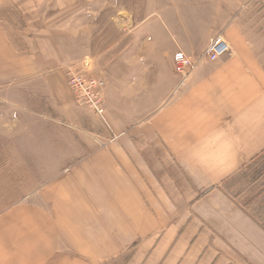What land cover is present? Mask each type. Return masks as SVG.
<instances>
[{"label": "crops", "instance_id": "1", "mask_svg": "<svg viewBox=\"0 0 264 264\" xmlns=\"http://www.w3.org/2000/svg\"><path fill=\"white\" fill-rule=\"evenodd\" d=\"M258 1L100 0L109 13L0 0V99L23 143L34 133L44 180L1 210L0 264H264V190L240 191L264 159V29L247 11ZM99 18L101 117L66 83L70 48ZM219 35L231 53L198 62ZM178 52L198 63L184 83Z\"/></svg>", "mask_w": 264, "mask_h": 264}, {"label": "rangeland", "instance_id": "2", "mask_svg": "<svg viewBox=\"0 0 264 264\" xmlns=\"http://www.w3.org/2000/svg\"><path fill=\"white\" fill-rule=\"evenodd\" d=\"M78 3L79 4H77L75 8H77L79 11L89 10V11L101 12L102 5H104V11L109 12V13L111 11V8L107 4H102L100 0H93V1L78 0ZM47 11L53 13V12H56L57 10L56 8L52 9L50 7V8H47ZM61 11L68 13L69 9L68 7H63ZM247 11H252L254 13V21H253L254 27L258 29H264V0H259L258 2L253 3L252 5L249 6V8H247ZM10 14H11L10 19H9L10 23L8 22L7 26L11 27L9 28V32L12 35L11 37L15 39L16 38L15 32L17 31V28L19 25V22L15 17L16 16L19 17V13L17 12V10L13 9L12 13ZM20 18L21 17H19V21H20ZM64 18L65 17L63 16V17L58 18L56 21L55 20L47 21L46 29L47 30L53 29V28H50L51 24L48 22H51L53 24L55 22H58L63 27L68 25L70 21L68 20V18L67 19H64ZM23 22L25 24V20H23ZM90 22L97 25L95 26L97 27L96 30L95 31L93 30L94 32L91 30H88L82 35V39L86 38V41L85 43L81 44V46H78L77 48L75 47L76 52L75 51L72 52V48H70V53L73 54L74 56L75 55L78 56V59H77L78 64L73 66L76 68L74 70H71L69 68V73H68L69 75L66 77V81H67L66 83L69 89L71 101L77 106L79 105L76 104L73 93L69 86V79L73 75L72 72L75 71L74 73H78V72L82 73V69H84L82 68L84 61H88L90 62V67L89 69H87V76L102 79L103 81H105L104 76L102 74L103 66H101V63L109 60V52H106V49H105V46H107V44H103L102 41H99L102 39V29H103L102 22L103 21L101 18H99V19L90 20ZM105 23L107 25V21H105ZM64 37L69 39L68 35H63L62 39H64ZM90 39L94 41L89 43ZM69 43H70L69 40L65 42V44H68V45ZM198 62H200V60ZM78 65H79V69L77 68ZM197 65L198 63L196 64V67ZM180 76L182 77L181 83H184L185 80L190 75L186 79H184L182 75ZM102 103L104 107V103H105L104 96L102 98L101 104ZM7 107H12V106L10 104L7 105L6 99H0V212L1 210L11 205L28 198L29 197L28 195L35 192V190L40 186V184L44 182V180L42 179L43 168H40L41 166L36 163L29 162L30 156H32L31 153L34 151V148L26 147V145L32 141V135L34 133L27 132L26 140L23 143L22 127L18 125V124H21V122H20V119L19 121L16 120V118H18V115L16 114L18 113H16V110H14L15 115H12L13 112L7 109ZM82 108L86 110L88 109L87 111L90 110L89 112H91L94 115L95 114L98 115L92 109H89L86 107H82ZM13 118H15L14 121H13ZM253 171H254L255 178L252 179L253 180L252 182L248 179L243 180L244 190L240 189L241 192H244L242 194L243 197L241 198L243 201L245 200L247 201L250 198V195L255 194L254 193L255 191H257V195H258L259 193H261V191L264 190L263 179L262 181L261 180L258 181V179H260V174L263 175L264 173V159L262 162H260L259 164H257V166L254 167ZM260 195L261 194H259L258 196ZM255 196L256 195H254V197ZM260 201L261 203L262 201L264 203V196L260 198Z\"/></svg>", "mask_w": 264, "mask_h": 264}, {"label": "built area", "instance_id": "3", "mask_svg": "<svg viewBox=\"0 0 264 264\" xmlns=\"http://www.w3.org/2000/svg\"><path fill=\"white\" fill-rule=\"evenodd\" d=\"M231 53V47L224 36L219 35L211 41L204 56L200 59H209L210 61H218ZM175 70L179 75L186 79L195 69L196 62L192 61L185 53L178 52L174 56ZM90 62L84 61L82 73H73L69 79V86L73 93L76 104L95 111L99 116L105 114V108L102 102V91L106 86L105 81L98 78L87 76V69Z\"/></svg>", "mask_w": 264, "mask_h": 264}]
</instances>
